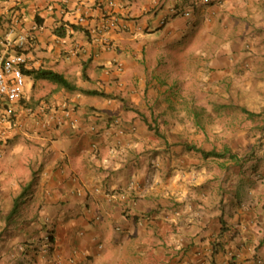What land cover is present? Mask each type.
<instances>
[{
  "label": "crops",
  "instance_id": "crops-1",
  "mask_svg": "<svg viewBox=\"0 0 264 264\" xmlns=\"http://www.w3.org/2000/svg\"><path fill=\"white\" fill-rule=\"evenodd\" d=\"M107 12L120 25L101 49ZM200 27L214 31L211 51L180 53ZM22 32L33 36L22 49L26 69H52L106 95L30 75L32 92L16 105L25 126L35 118L29 108L64 103L74 106L77 123L0 137L20 139L13 152L1 148L14 163L28 157L37 205L33 228L23 220L7 231L0 264H264V135L262 150L238 163L186 148L223 151L204 141L217 115L200 117L198 127L185 103L171 104L179 117L159 120L160 133L149 126L151 108L167 106L169 93L188 92L185 86L205 93L208 68L237 104L239 94L256 92L264 102V0H0V53ZM178 54L198 62L191 75L178 74ZM229 77L241 83L231 87ZM48 229L51 246L37 247Z\"/></svg>",
  "mask_w": 264,
  "mask_h": 264
},
{
  "label": "rangeland",
  "instance_id": "rangeland-1",
  "mask_svg": "<svg viewBox=\"0 0 264 264\" xmlns=\"http://www.w3.org/2000/svg\"><path fill=\"white\" fill-rule=\"evenodd\" d=\"M215 30L218 32L219 28H216ZM213 33L214 31L206 29L205 27H200L194 30V32L189 35L191 37L189 45L184 46L183 49L180 50V53L193 55L195 51L200 48V46L202 47V45H205L208 50L211 51V48H213L214 44L209 40L212 37ZM180 55L181 54H178L179 61H177L176 63V65L179 66L178 74H182V76L191 75L196 69L195 65L198 62L195 61L192 55H189L190 57H180ZM211 71L212 69L208 68L206 85L207 91L205 93L202 89L199 90L197 86H185L184 89H186L188 92H184L183 90L182 92H174L168 94V97L171 98V100H169L170 102H167V106H163L162 102H159L155 105L156 108H151L150 115H153L150 116V118L154 119L155 117H157L156 125L158 126V122L159 120L162 121V118L163 120L170 122L171 119H176L177 117H179L181 108L172 110L173 107L169 108L171 104H173V106H182L181 104L185 103L186 101L188 102L189 100H191L190 102L196 101L195 103H197L198 106H200L199 104L202 103L206 104V106L208 107V112L215 116L216 112L212 108V102L215 101V99L221 100L222 97L224 98V100L222 101H228L229 92L225 91L226 86L223 85V88L221 87L220 79H218L215 74H211ZM25 80L26 83L24 94L25 92L31 93L32 86L36 83V79L32 76L26 75ZM235 82L237 84L241 83V81L237 82L234 79L230 78L228 85L232 87ZM184 99H186V101H182ZM238 103H248L249 105L253 106L254 110L259 111L262 109L261 105L264 102L262 97L256 92L249 95L247 93L241 95L239 94ZM230 114L231 115L226 114L225 117H231L234 121V125H225L223 124V122L225 121L222 120L216 121L210 119L207 121L208 132L207 137L206 139H204V141L207 143L208 147L214 145V147L216 146L217 148L220 147V149H225V146H231L235 150L234 152L239 157H241L242 160L248 161L252 157L256 156V154L260 150H262L263 137L262 135H260V133L249 137L247 133L250 130L248 129L253 125V123L251 121L245 120V115L240 112L235 114L234 112H232ZM160 128L161 127L159 126V130ZM218 132H221V135H218ZM19 140L20 139L17 138L14 141L10 140L0 142V249H2L8 241V230L13 229L16 226H20L22 223H24V221H26L25 223L27 227H34L32 218L28 219L35 213V209L37 207V205H35L34 202L31 201L32 196H34L36 193V189L34 188V186H32L30 193L27 196V201L22 206L15 220H11L9 222L6 220V215L10 211L13 204V198L21 191L23 186H25L33 179V177H31L29 173L30 163L28 157H20V159H18L14 163V161H11L12 159L7 154L8 150H6L7 152L5 153V151L2 150L3 148H1V145L5 143L4 145L9 146L11 152H13L21 144ZM19 156H21V154Z\"/></svg>",
  "mask_w": 264,
  "mask_h": 264
},
{
  "label": "built area",
  "instance_id": "built-area-1",
  "mask_svg": "<svg viewBox=\"0 0 264 264\" xmlns=\"http://www.w3.org/2000/svg\"><path fill=\"white\" fill-rule=\"evenodd\" d=\"M209 3L211 0H203ZM113 4V0H109ZM174 12V11H173ZM171 12V13H173ZM192 10H185L183 15L191 16ZM170 15H167L163 22L169 20ZM83 23L85 18H81ZM120 25V18L114 13H105L101 31V49H109L110 45L107 42L106 34L110 30L116 29ZM33 36L25 33H20L14 39V43H9V51L0 53V137L8 136V133L16 132L17 135H25L26 133L40 134L41 130L50 131L59 126L69 124L76 125L75 108L70 103H64L53 111H48L44 105L37 109L29 108L28 112L34 114L35 118L29 127L25 126L22 114L16 108L17 104H22L25 89V69L27 66L26 55L22 52L24 46L32 40ZM12 50V51H11ZM118 70L122 71V65H118ZM116 124L121 126V131L127 129L120 119L115 120ZM129 129L135 130V125L129 126ZM44 247L48 249L51 246L49 234L42 236ZM260 264L263 262L260 260Z\"/></svg>",
  "mask_w": 264,
  "mask_h": 264
},
{
  "label": "trees",
  "instance_id": "trees-1",
  "mask_svg": "<svg viewBox=\"0 0 264 264\" xmlns=\"http://www.w3.org/2000/svg\"><path fill=\"white\" fill-rule=\"evenodd\" d=\"M72 28L78 29L76 25H73ZM24 72L26 75H29V76L32 75L38 79L50 80L70 91H81L88 95H98V96L106 95L105 93L100 92L98 90L82 89L78 87L74 82L69 80L67 77H65L63 73L54 71L52 69H47V68L25 69ZM85 75L86 74L84 73V77ZM232 95L234 94H231L229 92L228 101L225 100L221 104L212 102V108L216 112L217 118H219L222 121H227L231 117H225L226 114L231 115L230 113L232 112H234V114L240 112L245 115V120L251 121L253 123V125L249 127L248 129L250 131H248L247 135H249L250 137V136L256 135L257 133H260V135L263 136L264 135V108H262L258 112L251 111L245 105H242L240 103L237 104L236 103L237 97L236 98L235 96L232 97ZM185 105L187 107L186 109L189 112V115L195 117L198 127H202V124L198 120L200 117L206 116L207 118H213V115L210 112H208V110L200 109L195 104H192V103L189 104L187 101L185 102ZM145 121L149 122V119L146 117ZM149 123H150L149 126L152 129H155L157 133H160L159 125L158 126L156 125L157 123L156 118L152 119V121H150ZM186 148L190 150H194L195 152L202 154L205 158H210V157L226 158V159L228 158V159L236 160L238 163L242 161V158L239 157L236 153L232 152L229 147H225L223 151H216L214 149L204 150L203 148H200L195 144L186 143ZM35 184H36V179L35 177H33V179L30 182H28L25 186H23L21 191L13 198L12 207L10 211L8 212V214L6 215V220L8 222L11 220H15L16 216H18L22 206L27 201V196L30 193L32 186H35ZM47 232L50 234L49 235L50 241L53 242L52 232L49 229ZM0 239H1V236H0ZM41 241H42V238L38 240L37 247L41 245Z\"/></svg>",
  "mask_w": 264,
  "mask_h": 264
}]
</instances>
